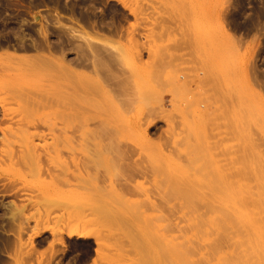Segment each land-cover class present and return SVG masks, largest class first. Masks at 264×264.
<instances>
[{"label":"rangeland","instance_id":"374dc122","mask_svg":"<svg viewBox=\"0 0 264 264\" xmlns=\"http://www.w3.org/2000/svg\"><path fill=\"white\" fill-rule=\"evenodd\" d=\"M0 19V264H264V0Z\"/></svg>","mask_w":264,"mask_h":264},{"label":"bare ground","instance_id":"6f19581e","mask_svg":"<svg viewBox=\"0 0 264 264\" xmlns=\"http://www.w3.org/2000/svg\"><path fill=\"white\" fill-rule=\"evenodd\" d=\"M5 3H6V2L4 1V4H5ZM6 4H7V3H6ZM6 6H7V5H6ZM8 6H9V5H8ZM70 11H71V10H70ZM58 17H59V16H58ZM1 19H2V18H1ZM1 19H0V22L3 21V20H1ZM73 19H74V18H73ZM56 22H57V21H56ZM15 25H16V24H15ZM0 27H1V26H0ZM12 27H13V26H12ZM14 28L16 29V27H14ZM66 28H70L71 31H72V29H73V27H66ZM71 28H72V29H71ZM80 28H81V27H80ZM0 29H3V28H0ZM73 30L76 31L77 29L75 30V28H74ZM12 31H13V30H12ZM14 31H15V30H14ZM14 31H13V32H14ZM16 31H17V30H16ZM16 31H15V32H16ZM74 31H73V34H74ZM0 32H1V30H0ZM1 33H2V32H1ZM1 33H0V35H1ZM20 33H21V32H20ZM82 33L84 34V32H82ZM18 34H19V33H18ZM21 34H22V33H21ZM23 34H24V33H23ZM23 34H22V36H24ZM86 34H87V33H86ZM2 35H3V34H2ZM10 35H11V34H10ZM15 35H16V33H15ZM75 35H78V34H75ZM84 36H86V35H84ZM84 36H83V38H84ZM96 36H97V35H96ZM96 36H95V37H96ZM99 36H102V35H99ZM226 36H227V35H226ZM3 37H5V36H3ZM8 37H9V36H8ZM8 37H7V38H8ZM13 37H14V36H13ZM76 37H79V36H76ZM89 37H90V36H89ZM227 37H228V36H227ZM227 37H225V38H227ZM5 38H6V37H5ZM5 38H4V39H5ZM80 38H82V37L80 36ZM91 38H92V37H91ZM97 38H99V37H97ZM13 39H14V38H13ZM16 39H17V38H16ZM16 39H15V40H16ZM87 39L90 40L89 38H86V39H84V42H85V44L88 42V43H89V46H90V45H91V44H90L91 41H88ZM227 39H228V38H227ZM229 39H230V38H229ZM5 40H6V39H5ZM11 40H12V39H11ZM18 40H19V39H18ZM21 40H23V37H22ZM21 40H20V41H21ZM82 40H83V39H81V41H82ZM85 40H87V41H85ZM91 40H92V39H91ZM97 40H98V39H97ZM100 40H101V39H99V41H100ZM20 41H19V42H20ZM92 41H93V40H92ZM231 41H232V39H231ZM82 42H83V41H82ZM82 42H81V43H82ZM232 42H233V41H232ZM6 43H7V42H6ZM11 43H12V42H11ZM13 43H14V42H13ZM13 43H12V44H13ZM21 43H22V42H21ZM36 43H37V42H36ZM88 43H87V45H88ZM96 43H98V42H96ZM96 43L93 42V44H96ZM14 44H15V43H14ZM18 44L20 45V43H18ZM1 45H3V44H1ZM4 45H6V44H4ZM8 45H10V44H8ZM8 45H7V46H8ZM19 45H17V46H19ZM25 45H26V44H25ZM15 46H16V45H15ZM17 46H16V47H17ZM91 46H92V45H91ZM91 46H90V47H91ZM96 46H97V45H95V47H96ZM4 47H5V46H4ZM13 47H14V46H13ZM27 47H28V46H27ZM27 47H26V48H27ZM95 47L93 48V50L95 49ZM87 48H88V47H87ZM98 48H99V47H98ZM81 49H82V48H81ZM89 49H90V48H89ZM85 50H86V49H85ZM95 50H96V49H95ZM78 51H79V50H78ZM83 51H84V50H83ZM86 52H87V51H86ZM86 52H84V53H86ZM89 52H90V51H89ZM91 52H92V51H91ZM91 52H90V53H91ZM97 53H98V52H97ZM99 53H100V51H99ZM3 54L6 56V58H7V57H8V58H10V57H15L14 55H16V54H14V53L7 52V51H3ZM3 54H2V55H3ZM77 54H78V53H77ZM100 54H101V53H100ZM107 54H108V53H107ZM39 55H40V54H39ZM39 55H34V56H35V59H36L37 56H39ZM79 55H80V54H79ZM90 55H91V54H90ZM93 55H94V53H93ZM102 55H103V54H102ZM82 56H83V55H82ZM18 57H19V56H18ZM44 57H46V58L41 59V57H40V59H41V60H44V61H45V59L47 60V58L49 59V57H47V56H44ZM91 57H92V56H91ZM100 57H101V55H100ZM111 57H112V56L110 55V58H111ZM21 58H23V57H21ZM21 58H20V59H21ZM42 58H43V57H42ZM51 58H52V57H51ZM87 58H88V57H87ZM38 59H39V58H38ZM38 59H36V60H38ZM103 59H104V58H103ZM103 59H102V60H103ZM7 60H8V59H7ZM41 60H40V61H41ZM49 60H50V59H49ZM89 60H90V59H89ZM97 60H98V59H97ZM104 60H105V59H104ZM104 60H103V61H104ZM110 60H111V59H110ZM77 61H78V60H77ZM87 61H88V60H87ZM114 61H115V60H114ZM51 62H52V61H51ZM51 62H50V63H51ZM89 62H90V61H89ZM93 62H94V61H93ZM106 62H107V61H106ZM43 63H44V62H43ZM46 63H47V61L45 62V64H46ZM52 63H53V62H52ZM80 63H81V62H80ZM85 63H86V62H85ZM87 63H88V62H87ZM90 63H92V62H90ZM94 63H95V62H94ZM113 64H114V63H113ZM48 65H49V62H48ZM51 65H52V64H51ZM90 65L92 66L93 63L90 64ZM109 65H111V64H109ZM96 66H97V65H96ZM93 67H95V66H93ZM97 67H98V66H97ZM65 68H67V67H65ZM95 69H96V68H95ZM90 70H91V69H90ZM96 70H97V69H96ZM94 71H95V70H94ZM67 72H68V71H67ZM74 72H75V71H74ZM67 74H69V73H67ZM70 74L73 75V73H71V72H70ZM76 74H77V73H76ZM253 84H254V83H253ZM74 86H75V85H74ZM254 86H255V85H254ZM75 88H76V87H75ZM78 88H79V87H78ZM81 90H82V89H81ZM262 92H263V91H262ZM21 94H22V93H21ZM262 94H263V93H262ZM25 95L27 96V94H25ZM94 122H95V120H94ZM96 123H97V122H96ZM96 125H97V124H96ZM94 126H95V125H94ZM94 126H93V127H94ZM94 133H95V132H94ZM80 135H84V134L82 133V134H80ZM91 135H92V134H91ZM92 138H93V137H92ZM93 139H96V138H93ZM96 140H97V139H96ZM29 148H31V146H30ZM97 158H98V157H97ZM95 163H97V162H95ZM83 218H84V217H83ZM80 219H81V218H79V220H80ZM84 219H85V218H84ZM79 220H78V221H79ZM75 224H76V223H75ZM20 228H21V227H20ZM22 228H23V227H22ZM76 230H77V229H76ZM77 232H78V231H77ZM82 232H83V231H82ZM85 233H86V232H85ZM73 234H74V233H73ZM79 234H80V233H79ZM81 235H82V233H81ZM86 235H88V233H87Z\"/></svg>","mask_w":264,"mask_h":264},{"label":"flooded vegetation","instance_id":"af4514ba","mask_svg":"<svg viewBox=\"0 0 264 264\" xmlns=\"http://www.w3.org/2000/svg\"><path fill=\"white\" fill-rule=\"evenodd\" d=\"M4 38H5V37L0 36V49H1L2 47H4V46H5V47H11V48H13V49H18V47L20 46V45L18 44L19 42H17V41L15 40L16 38H14L13 36H12V37H8V38H5L6 40H5ZM13 38H14V39H13ZM11 39H12V40H11ZM6 42H7V43H6ZM11 42H12V43L14 42L15 44H14V43L12 44ZM1 44H3V45H1ZM4 44H6V45H4ZM8 44H10V45H8ZM7 45H8V46H7ZM15 45H16V46L19 45V46L16 47ZM13 46H14V47H13Z\"/></svg>","mask_w":264,"mask_h":264}]
</instances>
